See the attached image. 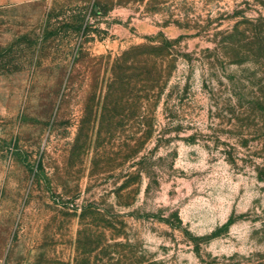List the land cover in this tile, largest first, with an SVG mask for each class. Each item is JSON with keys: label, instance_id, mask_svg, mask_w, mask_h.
I'll return each instance as SVG.
<instances>
[{"label": "rangeland", "instance_id": "1", "mask_svg": "<svg viewBox=\"0 0 264 264\" xmlns=\"http://www.w3.org/2000/svg\"><path fill=\"white\" fill-rule=\"evenodd\" d=\"M147 43L168 75L139 106L118 58ZM106 245L264 264V0H0V264Z\"/></svg>", "mask_w": 264, "mask_h": 264}, {"label": "trees", "instance_id": "2", "mask_svg": "<svg viewBox=\"0 0 264 264\" xmlns=\"http://www.w3.org/2000/svg\"><path fill=\"white\" fill-rule=\"evenodd\" d=\"M162 46H155L154 44L147 43V44H138L130 47L128 50L124 51L122 55L118 58V60H123L126 62L129 57L136 62V69L138 72V84H137V100L138 105L141 106L144 101L147 103L152 104L157 101V98L160 95V90L165 84L164 78L168 75L165 74L166 70V57L167 55L159 52L162 50ZM146 74L147 76L144 78L143 75ZM140 176V174H139ZM109 245H106L99 253H102L107 256V260L104 261L103 258L91 261V258L88 257L86 264H123V257L124 254L119 252V256L117 258V262L113 261L112 259L114 256H111V252L107 250ZM92 247L91 249H93ZM133 264H159L156 261H147L143 262L142 260H137Z\"/></svg>", "mask_w": 264, "mask_h": 264}]
</instances>
